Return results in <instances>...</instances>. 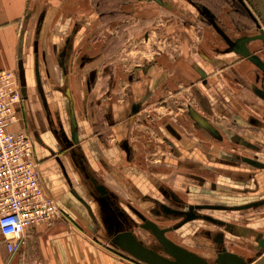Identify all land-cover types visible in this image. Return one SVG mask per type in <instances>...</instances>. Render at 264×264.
<instances>
[{
    "label": "flooded vegetation",
    "instance_id": "obj_1",
    "mask_svg": "<svg viewBox=\"0 0 264 264\" xmlns=\"http://www.w3.org/2000/svg\"><path fill=\"white\" fill-rule=\"evenodd\" d=\"M104 1L95 0L92 5L100 23L105 17L113 20L116 11L126 14L121 7L127 5L128 0ZM148 1L156 3L160 9L171 10L179 18L189 15L188 8L194 10V21L203 23L225 44L224 48L213 47L212 52L200 50L198 57L203 65L189 63L192 72L189 77H183L178 66L174 68L182 78L190 79L191 101L181 103L187 123L173 122L166 117L162 118L157 129L160 141L167 150L162 160L173 161L186 170L183 175L188 183L185 191L188 200L162 180L152 179L150 174L148 182L156 195L142 194L136 186L126 184L128 201L122 203L104 185L82 152L79 117H83L90 135L98 140L105 132L115 133L111 149L119 151V160L133 171L130 164L141 153L138 144L131 141L133 126L142 110L154 102L171 78L170 71L155 67L130 74L127 77L126 99L118 104L112 102L109 109L97 112L99 101H92L90 97L99 71L97 66H93L94 54L88 55L82 47L90 23L87 16L72 22L58 37V44H48L47 50L41 54V67L37 52L40 28H37L33 66L21 78L17 74L20 97L17 127L27 132L33 143L35 141L39 145H44L42 137L46 135L85 177L87 183L83 185V198L97 201L103 207L98 212L99 217H92L90 221L99 224L96 233L106 239L113 250H116L112 245L113 238L125 232L141 246L168 258L160 242L147 228L150 222L159 229L167 230L164 236L169 241L210 264H215L217 255L223 251L239 256L245 264H264V249L261 246L264 244V34H249L253 30L254 19L247 8L236 0H231L232 8L227 18L237 33L220 23L215 12L208 5L198 2L200 0ZM106 4L112 7L104 13L100 8ZM53 61L58 65L56 71L50 67ZM241 63L247 64L248 68L241 71L237 67ZM214 68L235 72L233 81L247 93L245 97H242V92L236 96L240 102L226 93L225 97L222 96L223 101L210 103L200 91L210 89ZM249 70L251 74H247ZM102 73L108 74L109 69L103 68ZM75 85L77 93L73 89ZM110 86L114 89L115 83ZM176 93L170 95L176 96ZM54 97L57 99L55 103ZM157 101L161 108L168 110L167 113L176 115V111H181L178 107L171 109L161 93ZM144 122L147 123V119ZM56 162L68 181L61 160L56 158ZM114 171V167L111 171L109 169V175L118 179ZM199 195L202 199L195 200ZM186 227L192 229L190 243L196 245L201 253L187 249L170 238V233ZM140 231L146 232L153 241L146 243ZM230 247L248 249L251 256L241 255Z\"/></svg>",
    "mask_w": 264,
    "mask_h": 264
},
{
    "label": "rangeland",
    "instance_id": "obj_2",
    "mask_svg": "<svg viewBox=\"0 0 264 264\" xmlns=\"http://www.w3.org/2000/svg\"><path fill=\"white\" fill-rule=\"evenodd\" d=\"M82 1H84L83 7L88 8L86 12L88 11L87 17L90 20L82 47L86 49L88 55L90 53L94 54L93 66H97L99 71L96 86L90 97L92 101H99V106L96 107L97 112L106 111L110 108L112 102L118 104L126 99L127 77L130 74H137L139 70L148 69L149 67L163 68L170 71L171 78L160 93L163 94V98L171 109L178 107L181 111H176L177 114L174 115L161 108L157 101L160 93L157 94L154 102L142 110L138 116V121L133 126L131 135V141L138 144L141 150V153L136 156L134 166L139 168L142 176L148 177L150 174L156 176L188 200L189 197L185 192L188 183L183 175L186 170L176 166L173 161L162 160L163 154L167 150L160 141L157 129L162 118L166 117L171 118L173 122L179 120L181 124L187 123L185 108L181 103L191 101V89L188 86L190 79L182 78L174 68L178 66L177 68L189 69V63L191 62L203 65L198 57L200 50L212 52L213 47L224 48L225 44L221 43L217 34L207 29L203 23L194 21L195 12L190 8H188V16L179 18L171 10L160 9L154 2L128 0L129 3L121 7L126 13L125 15L116 11L113 20H108L105 17L100 23L97 21L93 7L87 4L88 0ZM236 1L241 2L254 19L253 30L249 34L257 32L264 34V0ZM91 2L94 5L95 0H91ZM103 2L105 1L103 0ZM198 2L208 5L215 12L220 23L233 33H237L233 30L227 18V14L232 8L231 0H200ZM36 4L39 8L42 2L36 1ZM217 4L223 6L220 7ZM110 7L112 5L106 4L100 10L107 13ZM68 9L69 7L63 13L60 12L59 15L63 17L70 15L72 12ZM224 17L226 21L223 19ZM244 67L248 68V65L244 63ZM103 68H108L109 73L103 74ZM238 68L241 70V67L238 66ZM212 70L213 77L210 82V89L206 91L200 89L211 103L220 99L223 101L222 96L225 97L226 93H230L236 99L240 92H242V97L246 96L245 90L233 81V75H236L233 70L229 72L220 71L216 68ZM245 72H242V74H245ZM247 74H251V71L249 70ZM112 82L115 83L114 89L110 86ZM106 91L109 92L108 97H106ZM174 92H177L176 96L170 95ZM238 101L240 102V100ZM143 118L147 119L148 122H144L145 119ZM216 121H218V118H216ZM225 123L230 124L231 122L226 121ZM129 174L132 177L135 176L133 171H129ZM142 182V184H138L143 191L156 195L148 179L143 178ZM194 199H202V196H196ZM191 232L192 229L186 227L176 233H170V238L187 249L201 253L196 245L190 243ZM140 234L145 238L146 243L153 241L146 232L140 231ZM89 239L90 241L87 242H91L115 258L129 261L132 264H140L125 253L113 250L108 244H102L101 240L103 239L101 238L89 234ZM230 248L241 255L251 256L248 249Z\"/></svg>",
    "mask_w": 264,
    "mask_h": 264
},
{
    "label": "crops",
    "instance_id": "obj_3",
    "mask_svg": "<svg viewBox=\"0 0 264 264\" xmlns=\"http://www.w3.org/2000/svg\"><path fill=\"white\" fill-rule=\"evenodd\" d=\"M36 1L42 2L39 8ZM87 4L90 7L93 5L91 0H88ZM83 5L82 0H0V71H14L18 74L21 62L23 73L28 74L34 62L33 44L38 27L40 30L37 37V52L41 67V54L47 50L48 44L50 42L58 44V37L72 22L89 14L86 12L88 8ZM68 7L72 13L65 17L60 16L59 13H63ZM243 66L244 63L239 65L241 70H246L247 68ZM50 67L56 71L58 65L53 61ZM179 72L183 77L192 75L186 68H180ZM73 89L77 93L76 85ZM55 97L54 103L57 101ZM78 124L82 129L79 137L82 152L104 185L119 197L122 203L128 201L126 184L134 185L142 194H146L138 183L142 184L143 178H148L142 176L139 168L134 166L136 156L130 164L135 173L132 177L129 174L130 169L118 158L120 152L111 149L115 133L105 132L102 139L98 140L90 135L83 117L78 118ZM42 138L44 145L34 141V156L39 165L44 193L55 200L62 218L50 227L38 226L21 250L13 255L7 253L0 235V264H132L115 258L87 242L90 241L91 234L103 239L100 241L102 244H108L99 233H96L99 224H92L90 221L92 217H99L98 212L103 207L97 201L83 198V185L87 183L85 177L71 164L66 154L59 152L46 135ZM56 158L61 160L68 181ZM111 165L115 169L114 172H117L118 179L109 175ZM151 177L157 179L154 175Z\"/></svg>",
    "mask_w": 264,
    "mask_h": 264
},
{
    "label": "built area",
    "instance_id": "obj_4",
    "mask_svg": "<svg viewBox=\"0 0 264 264\" xmlns=\"http://www.w3.org/2000/svg\"><path fill=\"white\" fill-rule=\"evenodd\" d=\"M19 100L17 73L0 71V235L10 255L38 226L49 227L62 217L44 193L33 140L17 127Z\"/></svg>",
    "mask_w": 264,
    "mask_h": 264
},
{
    "label": "water",
    "instance_id": "obj_5",
    "mask_svg": "<svg viewBox=\"0 0 264 264\" xmlns=\"http://www.w3.org/2000/svg\"><path fill=\"white\" fill-rule=\"evenodd\" d=\"M22 74L23 70L21 62H19L18 75L20 78ZM147 228L151 230L155 238L160 242L168 258L141 246L132 235L125 232L116 234L112 245L115 246L116 250L125 253L140 264H210L198 255L169 241L164 236L167 230L159 229L155 224L150 222ZM261 246L264 249V244ZM215 264H245V262L239 256L223 251L217 255Z\"/></svg>",
    "mask_w": 264,
    "mask_h": 264
}]
</instances>
